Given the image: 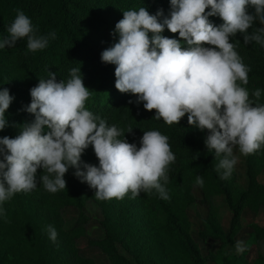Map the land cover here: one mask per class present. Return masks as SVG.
Here are the masks:
<instances>
[{
	"label": "clouds",
	"instance_id": "clouds-1",
	"mask_svg": "<svg viewBox=\"0 0 264 264\" xmlns=\"http://www.w3.org/2000/svg\"><path fill=\"white\" fill-rule=\"evenodd\" d=\"M213 16L223 23H212ZM257 21L261 27L249 33ZM165 28L178 38L162 35ZM6 33L0 36V50L26 38L27 49L35 53L56 39L55 31L38 34L20 9ZM238 33L245 44L264 48V0H169L166 15L163 9L150 14L143 6L123 11L110 33L118 39L100 56L115 65V88L135 94L134 102H143L144 109H155V119L172 125L187 114L190 126L207 130L204 144L218 159L215 171L221 180L232 176L236 150L247 157L264 147V103L259 102L264 89L256 88L250 99L242 86L248 84L250 68L230 42ZM68 71L67 80H57L51 71L40 78L29 90L30 103L23 106L34 119L16 125L15 137H0V215L5 202L40 182L49 193L64 190L69 168L95 190L97 200L123 199L128 193L135 199L153 191L170 199L168 170L176 157L168 137L149 130L143 131L139 147L129 143L125 131L86 108L91 92L80 66ZM13 100L8 88H0V131L11 126L6 110ZM90 145L98 164L81 159ZM38 169L46 174L38 176ZM195 182L204 185L199 175ZM47 234L55 243L58 233L52 225ZM234 247L237 253L247 250L241 240Z\"/></svg>",
	"mask_w": 264,
	"mask_h": 264
},
{
	"label": "trees",
	"instance_id": "trees-1",
	"mask_svg": "<svg viewBox=\"0 0 264 264\" xmlns=\"http://www.w3.org/2000/svg\"><path fill=\"white\" fill-rule=\"evenodd\" d=\"M141 6L150 14L163 9L166 15L169 0H0V36L7 34L6 28L14 20L16 9L30 17L38 34L56 32V39L51 40L47 48L35 53L27 49L26 38L17 40L14 47L0 50V88H8L10 95L14 96L6 110V118L11 126L0 131V137H15L19 131L16 125L34 119L32 114L23 110V106L30 103L29 90L38 84L40 78H46L48 71H51L56 72L57 80H67L68 70L80 66L83 84L91 92L86 108L106 119L109 125L115 124L125 131L124 136L129 143H136L139 147L143 131L149 130H158L168 137L176 160L169 166L166 188L176 179L190 175L191 184L201 188L205 196L225 194L230 201L226 182L215 171L218 159L214 152L207 151L204 144L207 130L201 135L198 129L187 123V114L178 124L172 125L164 123L162 118L155 119V109H144L143 102H134L135 94L121 93L115 88V65L101 61V52L118 39L110 33L123 18V11ZM253 11L254 9L249 8V12ZM209 20L215 25L223 23L218 16L209 17ZM257 27H261L258 21L248 30L249 33L254 32ZM162 35L178 38V33H171L166 28ZM230 42L234 43L243 63L250 68L248 84L242 86L248 89L250 99H253L251 94L256 88L264 89V48L255 42L245 44L239 33L230 38ZM259 102L264 103V95ZM129 128L132 130L127 132ZM263 156L264 147L246 157L248 190L238 196L239 202L255 212L264 210V194L259 193L255 177L256 160L261 162V167L258 168L261 171L264 166ZM81 159L98 164L91 145L84 151ZM73 171L74 169L69 168L65 173L64 190L49 193L40 182L31 192L17 193L4 203L5 212L0 215L1 264L7 257L12 259L11 264H57L64 251L78 256L81 264H94L92 258L81 255V238L87 240L84 248L100 250L112 264H130L128 258L120 253L118 245L122 243L121 235L129 236L128 211L133 204L127 202L123 208H118V203L131 193L123 199L97 200L95 191L86 182L75 177ZM37 174L43 176L46 173L38 169ZM197 175L204 179L202 187L195 182ZM137 198L141 208L150 210L155 217H164V221L157 224L173 249L185 256L184 262L201 264L193 245L183 235L169 199H160L155 191L140 193ZM89 200L95 201L103 211V219L99 222L103 230L100 238L86 234L89 218L83 211L73 226L65 228L63 223V208L75 206L82 210ZM239 210H233L234 224L238 222ZM206 224L210 230L212 224L209 221ZM48 225H52L58 233L55 243L48 238ZM251 228L252 243L261 246L264 242V226L254 223ZM212 236L221 243L217 252L211 255L214 264H244L243 254L230 252L235 242L229 234L214 231ZM261 249L258 248L257 256L251 264H264V251Z\"/></svg>",
	"mask_w": 264,
	"mask_h": 264
},
{
	"label": "rangeland",
	"instance_id": "rangeland-1",
	"mask_svg": "<svg viewBox=\"0 0 264 264\" xmlns=\"http://www.w3.org/2000/svg\"><path fill=\"white\" fill-rule=\"evenodd\" d=\"M203 135L204 132L198 130ZM238 163L232 176L225 180L230 191V201L225 194L205 196L202 189L191 184L190 175H184L168 185L169 203L174 211L177 221L182 229L183 235L193 245L194 253L199 255L201 264H214L212 254H215L220 246V241L214 239V231L229 234L236 242L244 241L247 245L246 253H237L235 244L230 248L232 254H243L244 264H251L257 256V250L261 247L264 251V242L261 246L252 243V228L254 223L264 226V210L252 211L239 202V194L248 190L247 161L238 150L235 151ZM262 161L264 162V156ZM257 162L255 177L258 181L260 194H264V166L261 171V162ZM95 190L93 189V192ZM127 202L133 204L128 211L129 236L122 237V243L118 248L121 254L128 258L130 264H191L184 262L185 256L178 253L169 244L168 239L161 232L158 222H163L161 215L155 217L150 210L141 208L136 197H127L118 203V208H123ZM239 208L238 222H232L233 210ZM83 211L89 218L86 234L91 237L100 238L103 230L99 224L103 219V211L95 201H87L82 210L75 206H66L62 210V219L65 228L76 223L80 212ZM131 214V216H130ZM206 221L212 224L208 230ZM206 234V235H203ZM87 244L85 238L79 240L81 255L94 260V264H112L100 250L95 248H84ZM183 261V262H182ZM245 261H247L245 263ZM0 260V264H1ZM12 259L7 257L3 264H11ZM57 264H81L80 258L71 252H62Z\"/></svg>",
	"mask_w": 264,
	"mask_h": 264
}]
</instances>
